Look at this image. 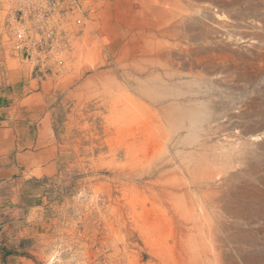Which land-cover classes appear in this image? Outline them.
I'll return each instance as SVG.
<instances>
[{
    "label": "rangeland",
    "instance_id": "1",
    "mask_svg": "<svg viewBox=\"0 0 264 264\" xmlns=\"http://www.w3.org/2000/svg\"><path fill=\"white\" fill-rule=\"evenodd\" d=\"M212 1L224 17L209 20L210 34L201 32L205 40H220L205 42V68L170 74L169 83L160 77L185 94L180 98L150 101L139 94L133 75L87 76L104 64L107 39L89 35L97 24L86 22L72 52L59 57L63 64L45 62L57 86L64 83L68 136L62 142L74 152L62 158L60 171L22 187L39 214L22 233L26 260L16 264H190L192 247L201 250L203 264L216 257L222 264H264V0ZM220 26L245 31L248 38L224 42ZM8 68H18L16 61L8 60ZM173 105L204 112L207 124H199L196 113L194 123H185L191 129L173 134L175 123L164 113ZM192 132L201 143L184 145ZM156 180L173 183V196L145 190ZM183 180L186 188L173 187ZM134 184L137 194L130 189ZM203 237L212 239L205 252Z\"/></svg>",
    "mask_w": 264,
    "mask_h": 264
},
{
    "label": "crops",
    "instance_id": "2",
    "mask_svg": "<svg viewBox=\"0 0 264 264\" xmlns=\"http://www.w3.org/2000/svg\"><path fill=\"white\" fill-rule=\"evenodd\" d=\"M146 1L89 0L85 21L99 26L89 35L105 38L107 43L102 46L104 64L87 76L110 73L142 80L159 75L169 83L166 76L170 74L183 76L205 68V42L220 41L215 37L205 40L198 26L205 14L219 22L220 5L212 0ZM87 27H82L77 39ZM172 30L176 35L170 34ZM8 60L16 61L18 68L10 70ZM45 71L23 51L14 50L0 26V264L26 260L20 239L35 225L39 207L28 205L22 187L30 179L60 171L62 158L74 152L62 142L68 136L60 96L64 83L57 86L54 74Z\"/></svg>",
    "mask_w": 264,
    "mask_h": 264
},
{
    "label": "built area",
    "instance_id": "3",
    "mask_svg": "<svg viewBox=\"0 0 264 264\" xmlns=\"http://www.w3.org/2000/svg\"><path fill=\"white\" fill-rule=\"evenodd\" d=\"M88 8L89 0H0V26L14 50L45 69L73 50Z\"/></svg>",
    "mask_w": 264,
    "mask_h": 264
},
{
    "label": "bare ground",
    "instance_id": "4",
    "mask_svg": "<svg viewBox=\"0 0 264 264\" xmlns=\"http://www.w3.org/2000/svg\"><path fill=\"white\" fill-rule=\"evenodd\" d=\"M136 2H140V4H146V0H136ZM176 6V5H175ZM177 8V7H176ZM175 9V8H174ZM216 14V13H214ZM218 18H223V14H217L216 15ZM207 17V15L205 14V17H204V24H201V27L203 26V28H201V32L203 34H206V31L208 32L207 34H210L211 30V26H212V23L211 21H209V19ZM211 19V18H210ZM213 19V18H212ZM219 20V21H220ZM216 21V20H215ZM213 22V21H212ZM221 23V22H220ZM190 25V24H189ZM246 25V24H245ZM217 27V26H216ZM215 27V28H216ZM240 27V26H239ZM200 28V27H199ZM189 29V28H188ZM214 29V28H213ZM220 29H222V32L224 33V37H220V38H224V42H227V41H231V42H236L237 41H240L238 44H243V42H245V40L248 38L247 36V32H241L239 34V32L237 31V28H233V27H223V26H220ZM246 30V29H245ZM189 31V30H188ZM248 31V30H247ZM174 32V31H173ZM218 33V32H217ZM219 34V33H218ZM244 34V35H243ZM175 35V34H173ZM242 35V36H240ZM204 36V35H203ZM221 36V35H220ZM220 41V40H219ZM74 44V43H73ZM219 44V43H218ZM232 46V45H231ZM224 48H226V50H229L228 46H224ZM217 49V48H216ZM223 50V49H222ZM223 52L225 53V51L223 50ZM228 52V51H227ZM228 54V53H227ZM224 55V54H223ZM217 56V55H216ZM227 56V55H226ZM219 57V56H218ZM228 58H230L229 56H227ZM228 58H224L223 60L224 61V64L227 68H230V67H233V63H229ZM246 60V58H245ZM217 61V60H216ZM227 61V62H226ZM59 62L60 64H63V61H62V58H59V60L57 61ZM223 63V61H222ZM58 64V66L60 65ZM205 65V64H204ZM215 65V64H214ZM231 69V68H230ZM175 74V73H174ZM107 78V77H106ZM108 79V78H107ZM136 79V78H135ZM91 81H93V79L90 78ZM109 80V79H108ZM91 81H88L86 82L84 85H89L91 83ZM102 81V80H101ZM147 81V82H146ZM146 81H139V94L141 96H143L144 98L146 99H149L150 101H153L155 100L156 101H159V100H163L165 98H174V99H177V98H180L181 96L185 95L183 92L181 91H176V88H171L169 86L166 85V83L164 81L161 80L160 76L159 75H152V76H149L147 77ZM110 82V81H109ZM114 82V81H113ZM111 83V82H110ZM150 84H157L158 86L153 88L154 86L153 85H150ZM152 88V89H151ZM166 100V99H165ZM161 102V101H160ZM170 106V105H169ZM166 110V111H165ZM164 110V113L167 114L166 118H167V121H169V123H175V125L173 126V134L174 132H177V131H180L182 129H191L190 127H186L185 126V123L188 122V123H194V120L196 119L195 118V115L196 113H198L201 118H199V124H203L205 123L206 121V115L204 114V112L202 111H195V110H192L190 108H187L186 110H184V108H181V107H177L175 105L171 106L170 109H165ZM207 124V123H205ZM214 126V125H213ZM196 129H199L200 131V126H196L195 127ZM206 128V127H205ZM195 129V130H196ZM212 129V128H211ZM171 131V130H170ZM172 137V136H171ZM201 135H198L197 133H193L192 134H188L186 136V138L184 139L183 141V144L186 145V146H191V145H197V144H200L201 143ZM183 139V138H182ZM181 140V139H180ZM175 145V144H174ZM181 146V145H180ZM223 156H226V153L223 152ZM186 159V158H185ZM166 162H171L170 160V157L169 158H166ZM208 173H211V172H208ZM205 174V173H203ZM213 174V172L211 173ZM215 175V174H213ZM212 175V176H213ZM200 176V175H199ZM202 176V175H201ZM210 176L211 175H207L206 178L207 179H210ZM217 177V174L213 177V178H216ZM205 178V177H204ZM196 180V179H195ZM180 181V180H179ZM194 183V182H193ZM170 184V183H169ZM173 184V183H172ZM172 184H170V186L166 183H162L158 180L156 181H151L149 183H145V186H146V189L148 192H152L154 191V189L156 188H159L160 189V192L158 194H161L162 196L164 197H169V196H173L174 193L171 192V190H169V187L172 186ZM144 185V184H143ZM175 189L176 188H181V187H185L186 188V184L184 182V180L182 182H178L176 183V186H173ZM172 187V188H173ZM138 188V185L134 184V185H131L130 189L132 190V193H135L137 194L139 191L136 189ZM159 191V190H158ZM188 191V190H186ZM190 193V192H188ZM151 194V193H150ZM140 195V194H139ZM149 195V194H148ZM153 195V194H152ZM202 209V208H201ZM194 210V209H193ZM185 211V210H184ZM188 212V210H187ZM194 213V212H193ZM204 214V213H203ZM189 214H186V216H188ZM197 216V215H196ZM194 219V217H193ZM198 219V218H197ZM211 237H203L202 238V252L204 251H207L205 249H209L210 250V246H211ZM192 245V244H191ZM190 245V246H191ZM196 245V244H195ZM193 251L195 250L196 252H193L195 253L194 256V259L193 261H191L190 264H203L202 263V259L199 255V251H201L199 248L196 249L194 247H192ZM212 249V248H211ZM164 252V251H163ZM171 252V251H170ZM190 252V251H189ZM211 252V251H209ZM191 254V253H190ZM172 259V258H171ZM174 260V259H172ZM170 261V260H169ZM171 264H179V263H176V262H172ZM212 264H222V262L219 260V258H215L214 261H212Z\"/></svg>",
    "mask_w": 264,
    "mask_h": 264
}]
</instances>
